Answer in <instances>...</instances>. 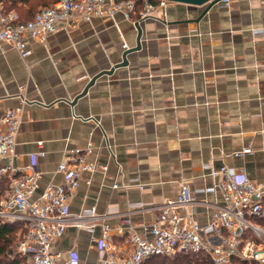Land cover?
I'll return each mask as SVG.
<instances>
[{"label":"crops","instance_id":"crops-1","mask_svg":"<svg viewBox=\"0 0 264 264\" xmlns=\"http://www.w3.org/2000/svg\"><path fill=\"white\" fill-rule=\"evenodd\" d=\"M207 7L170 2L143 20L145 7H137L141 49L120 67L138 35L122 13L63 23L44 40L28 37L27 58L0 40V107L18 109L21 118L16 166L37 155L38 198L65 181L58 164L92 143L89 160L108 169L83 173L69 211H115L103 223L112 228L119 256L132 251L128 233L150 236L155 207L176 197L183 183L198 199L224 202L219 189L204 191L221 180L205 165L244 167L254 184L264 183V0ZM112 69L72 104L95 75ZM248 146L250 154L235 156ZM212 211L201 205L193 217L205 224ZM102 232V224L69 225L52 250L75 251L78 264H103Z\"/></svg>","mask_w":264,"mask_h":264},{"label":"built area","instance_id":"built-area-1","mask_svg":"<svg viewBox=\"0 0 264 264\" xmlns=\"http://www.w3.org/2000/svg\"><path fill=\"white\" fill-rule=\"evenodd\" d=\"M231 1L220 2L228 4ZM143 3L145 11L139 15V20L147 18L157 8H165L170 2L160 0L153 5L144 0ZM136 8L134 0H58L39 10L32 19L19 21L18 13L6 12L3 0H0V40L12 45L22 58H27L28 37L44 40L49 34L58 32L63 23L74 25L97 16L114 18L117 13H122L125 19L133 20ZM22 101L26 99L22 98ZM20 127L19 110L0 107V159L7 160L0 166V223L22 222L27 227L16 246V253L25 264H78L75 251H53L52 244L65 234L69 225L93 230L97 224H102L103 229L99 251L107 255L102 257L103 264H145L157 255L173 257L180 253H202L210 264H264V223L254 221L264 218V183L254 184L244 167L230 169L205 165L204 169L213 178L220 177L221 180L204 191L219 189L224 202L198 199L191 187L183 183L176 197L167 198L155 207L157 217L147 227L150 236L128 233L132 251L127 256H119L115 253L112 228L103 223L104 219L115 215V211L108 210L104 215H98L95 208L76 215L69 211L70 200L81 184L83 173L108 169L107 165L89 160L94 145L88 143L84 149H75L66 156L57 167V171L65 175V181L48 186L37 198L35 194L41 179V173L36 169L37 155L26 167H18L14 162ZM107 148L110 150L109 145ZM251 152L252 148L248 146L235 156L243 157ZM38 155L43 156L44 152ZM201 205L213 209L205 224L193 217ZM129 221L126 218L123 223ZM126 234L125 228L117 232L122 237Z\"/></svg>","mask_w":264,"mask_h":264},{"label":"trees","instance_id":"trees-1","mask_svg":"<svg viewBox=\"0 0 264 264\" xmlns=\"http://www.w3.org/2000/svg\"><path fill=\"white\" fill-rule=\"evenodd\" d=\"M31 0H3L4 10L6 12L16 9L19 21H27L32 19L35 14L41 10L38 6L49 7L51 1L38 0V2L30 4ZM140 9L144 6V0H134ZM160 0H149L153 5H157ZM46 7V8H47ZM260 223H264V218L255 219ZM27 227L22 222L14 224L0 223V264H25L16 253V246L26 234ZM145 264H210L206 255L200 254H184L180 253L173 257L157 255L147 260Z\"/></svg>","mask_w":264,"mask_h":264},{"label":"water","instance_id":"water-1","mask_svg":"<svg viewBox=\"0 0 264 264\" xmlns=\"http://www.w3.org/2000/svg\"><path fill=\"white\" fill-rule=\"evenodd\" d=\"M165 1H168V2H171V3H182V4H188V5H196V6H203V5H208L211 6L213 4H216L222 0H165ZM207 7V8H208ZM135 26L138 30V35H137V45L136 47L132 48V49H129V50H126L123 54V61L117 65L116 67H120V66H125L128 64V59H127V55L131 52H134V51H138L141 49V37H142V27L140 25V22H136L135 23ZM113 72V69L110 70V71H104L102 73H99L97 75H95L90 81L89 83L86 85V87L84 88V90L82 91V93H80L75 99L74 101L72 102V104L74 105L80 98H82L83 96H85L89 90V88L96 82V80L104 75V74H110Z\"/></svg>","mask_w":264,"mask_h":264}]
</instances>
